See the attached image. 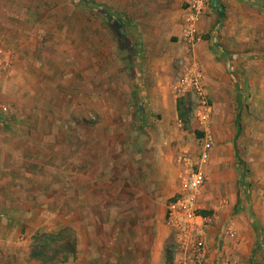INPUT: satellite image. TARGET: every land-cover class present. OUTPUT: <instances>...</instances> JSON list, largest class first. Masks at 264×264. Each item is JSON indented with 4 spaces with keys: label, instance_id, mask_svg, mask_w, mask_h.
Here are the masks:
<instances>
[{
    "label": "rangeland",
    "instance_id": "obj_1",
    "mask_svg": "<svg viewBox=\"0 0 264 264\" xmlns=\"http://www.w3.org/2000/svg\"><path fill=\"white\" fill-rule=\"evenodd\" d=\"M194 4L0 0V264H264V0Z\"/></svg>",
    "mask_w": 264,
    "mask_h": 264
},
{
    "label": "built area",
    "instance_id": "obj_2",
    "mask_svg": "<svg viewBox=\"0 0 264 264\" xmlns=\"http://www.w3.org/2000/svg\"><path fill=\"white\" fill-rule=\"evenodd\" d=\"M206 0H195V7L205 8ZM205 118V117H204ZM209 143H205V148H209ZM206 178L201 171L192 172L187 178L184 186V193L177 196L168 207L167 219L173 227L182 225V220L189 217L191 208L195 201L196 192L204 185Z\"/></svg>",
    "mask_w": 264,
    "mask_h": 264
},
{
    "label": "crops",
    "instance_id": "obj_3",
    "mask_svg": "<svg viewBox=\"0 0 264 264\" xmlns=\"http://www.w3.org/2000/svg\"><path fill=\"white\" fill-rule=\"evenodd\" d=\"M161 257L156 253H151L148 259V264H161Z\"/></svg>",
    "mask_w": 264,
    "mask_h": 264
},
{
    "label": "trees",
    "instance_id": "obj_4",
    "mask_svg": "<svg viewBox=\"0 0 264 264\" xmlns=\"http://www.w3.org/2000/svg\"><path fill=\"white\" fill-rule=\"evenodd\" d=\"M250 1H255V0H248V2H250ZM239 128H240V127H239V125H238V129H239ZM238 132H239V131H238ZM64 234H65V231H61V232L58 233V236H60V238H63ZM67 236H69V235L67 234ZM49 238H51V236H49V237L47 238V240L50 241ZM73 243H74V242H73ZM73 243L71 242V250L69 251V253H71V254H74V253H75V249H74V244H73ZM67 259H68V257L65 258V260H67Z\"/></svg>",
    "mask_w": 264,
    "mask_h": 264
}]
</instances>
